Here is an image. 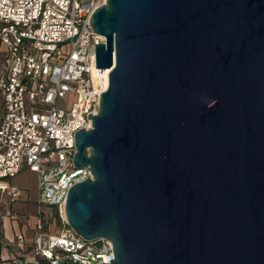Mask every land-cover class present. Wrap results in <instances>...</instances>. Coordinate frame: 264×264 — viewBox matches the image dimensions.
<instances>
[{"label": "water", "instance_id": "obj_1", "mask_svg": "<svg viewBox=\"0 0 264 264\" xmlns=\"http://www.w3.org/2000/svg\"><path fill=\"white\" fill-rule=\"evenodd\" d=\"M109 68L64 214L101 264H264V0H105Z\"/></svg>", "mask_w": 264, "mask_h": 264}, {"label": "built area", "instance_id": "obj_2", "mask_svg": "<svg viewBox=\"0 0 264 264\" xmlns=\"http://www.w3.org/2000/svg\"><path fill=\"white\" fill-rule=\"evenodd\" d=\"M105 0H0V205L11 236L0 223V264H101L113 259L105 238L84 240L68 226V188L92 179L75 167L73 134L90 127L109 68H94L92 12ZM58 107L57 101L66 104ZM35 174L30 225L17 222L10 180L21 170ZM51 208L50 212L42 207ZM57 223V233L48 224ZM13 225V226H12ZM16 227L18 230H15ZM28 232V236L24 232Z\"/></svg>", "mask_w": 264, "mask_h": 264}, {"label": "rangeland", "instance_id": "obj_3", "mask_svg": "<svg viewBox=\"0 0 264 264\" xmlns=\"http://www.w3.org/2000/svg\"><path fill=\"white\" fill-rule=\"evenodd\" d=\"M70 100H73V97H70L66 104L57 101L56 105L58 107H64L69 104ZM10 184L18 189L21 200L19 202H12L11 205V208L15 212L14 216L16 217V221L30 225L34 216V204L32 201H34L36 197L35 174L27 169H23L10 180ZM1 209L0 205V213ZM42 210L50 212L51 208L43 206ZM0 223L2 224L4 235L7 236L10 232L8 218H3L0 215ZM48 227L49 233H57L60 226L53 221L48 224ZM25 235L28 236L27 231L25 232Z\"/></svg>", "mask_w": 264, "mask_h": 264}, {"label": "crops", "instance_id": "obj_4", "mask_svg": "<svg viewBox=\"0 0 264 264\" xmlns=\"http://www.w3.org/2000/svg\"><path fill=\"white\" fill-rule=\"evenodd\" d=\"M9 226V225H8ZM13 226V225H12ZM10 227V226H9ZM14 229L15 230H18L16 227H14ZM24 234H25V232H24ZM6 236V235H5ZM11 236V229H10V232H9V234H7V236L6 237H10Z\"/></svg>", "mask_w": 264, "mask_h": 264}]
</instances>
